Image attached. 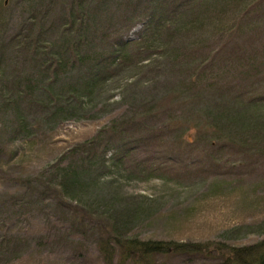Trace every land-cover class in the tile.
Segmentation results:
<instances>
[{
    "label": "trees",
    "instance_id": "1",
    "mask_svg": "<svg viewBox=\"0 0 264 264\" xmlns=\"http://www.w3.org/2000/svg\"><path fill=\"white\" fill-rule=\"evenodd\" d=\"M261 3L0 0V107L18 133L26 132L23 110L33 106L52 120L109 116L66 148L47 177L34 179L55 205L78 213L74 227L85 224L79 234L92 237L102 264H165L155 256L168 254L264 264V218L228 227L218 239H141L125 232L144 207L106 192L117 179H179L209 171L203 159L214 165L230 153L252 162L264 155V39L246 24L259 23ZM98 200L103 207L93 205ZM248 234L261 238L228 242ZM26 241L0 233V257Z\"/></svg>",
    "mask_w": 264,
    "mask_h": 264
},
{
    "label": "rangeland",
    "instance_id": "2",
    "mask_svg": "<svg viewBox=\"0 0 264 264\" xmlns=\"http://www.w3.org/2000/svg\"><path fill=\"white\" fill-rule=\"evenodd\" d=\"M257 8L260 17L263 15L259 23L253 26L259 18L254 14L250 20L258 18L246 24L264 39V0ZM14 18L15 8L7 29L13 28ZM137 29L138 26L130 31L131 37ZM8 110L0 107V233L15 232L27 241L4 255L9 258L7 262L0 257V264H102L92 237L79 234L85 224L79 229L74 227L78 226L74 218L78 213L55 205L54 197L44 194L34 179L47 177V167L66 148L90 137L109 116L52 120L33 106L23 110L29 122L26 121V132L18 133L15 122H9L12 116ZM192 134L193 129H189L184 138L191 141ZM202 162L210 167L209 171L164 181L117 179V184L107 187L106 192L113 193L125 206L138 204L146 210L125 233L141 239L203 241L218 239L220 231L233 225L252 224L264 218V155L252 162L230 153L214 165L207 159ZM27 179L32 186L27 185ZM33 185L38 188L30 190ZM95 204L103 207L100 200ZM260 238L258 234H248L228 242L240 245ZM155 259L165 264L213 262L196 254L156 255Z\"/></svg>",
    "mask_w": 264,
    "mask_h": 264
}]
</instances>
